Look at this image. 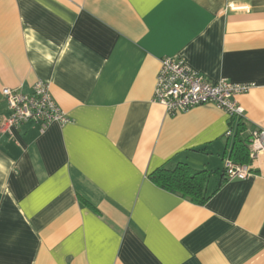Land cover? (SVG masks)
<instances>
[{"label": "crops", "instance_id": "1", "mask_svg": "<svg viewBox=\"0 0 264 264\" xmlns=\"http://www.w3.org/2000/svg\"><path fill=\"white\" fill-rule=\"evenodd\" d=\"M175 56L251 85L243 115L154 103ZM37 81L70 122L0 132V264H264V154L223 173L240 120L264 130V0H0V118ZM167 161L207 172V202L150 181Z\"/></svg>", "mask_w": 264, "mask_h": 264}, {"label": "built area", "instance_id": "2", "mask_svg": "<svg viewBox=\"0 0 264 264\" xmlns=\"http://www.w3.org/2000/svg\"><path fill=\"white\" fill-rule=\"evenodd\" d=\"M229 9L232 10V7ZM250 88L248 84L226 81L212 84L195 72L183 58L167 57L160 60L153 101L172 117L205 105H214L230 117H241L243 109L234 98L247 93ZM2 97L5 103V114L0 118L2 133L17 129L28 121L37 123L41 130L52 123L63 126L70 122L66 113L56 107L48 92V85L42 81L34 83L30 95L3 89ZM259 154H264V130L255 129L251 132L249 144L250 161H254ZM223 171L227 181L246 180L252 176L250 164H236L229 159L224 161Z\"/></svg>", "mask_w": 264, "mask_h": 264}, {"label": "trees", "instance_id": "3", "mask_svg": "<svg viewBox=\"0 0 264 264\" xmlns=\"http://www.w3.org/2000/svg\"><path fill=\"white\" fill-rule=\"evenodd\" d=\"M251 132L240 120L238 123L229 160L236 164H250L249 144ZM207 172L190 168L186 164L167 161L154 170L149 179L159 188L187 199L196 205H203L210 198L207 194Z\"/></svg>", "mask_w": 264, "mask_h": 264}]
</instances>
